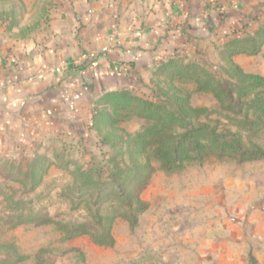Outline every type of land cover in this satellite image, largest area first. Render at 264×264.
Returning <instances> with one entry per match:
<instances>
[{
  "label": "rangeland",
  "instance_id": "rangeland-1",
  "mask_svg": "<svg viewBox=\"0 0 264 264\" xmlns=\"http://www.w3.org/2000/svg\"><path fill=\"white\" fill-rule=\"evenodd\" d=\"M57 2L0 0V15L12 14L13 24L18 19L37 24L40 17H50ZM228 11L240 19L226 32L199 39L130 93L149 102L166 101L174 111L188 95L191 106L204 109L190 127L247 134L228 118L244 115L237 113L239 106L227 110L212 91L199 90L208 81L236 87L246 74L264 79V0H241ZM238 47L250 52H234ZM140 99L119 109L120 104L104 99L103 116L81 140L0 153V258L16 251L24 258L17 264H37L39 255L44 264H264V157L240 162L211 155L167 171L150 150L141 149L138 135L153 121L139 113L156 106ZM178 131L187 128L178 125ZM251 141L264 150V128ZM244 144L250 142L244 139ZM146 155L155 171L139 193L146 208L135 217L121 214L136 206L135 196L129 206L128 187L123 195L118 188H83L87 175L122 183L127 171L139 173ZM108 215L115 241L101 245L90 233L104 231ZM75 227L81 228L73 234Z\"/></svg>",
  "mask_w": 264,
  "mask_h": 264
},
{
  "label": "crops",
  "instance_id": "crops-1",
  "mask_svg": "<svg viewBox=\"0 0 264 264\" xmlns=\"http://www.w3.org/2000/svg\"><path fill=\"white\" fill-rule=\"evenodd\" d=\"M239 6L241 0H58L37 24L0 15V153L87 137L107 93L149 82L177 53L224 33L240 19L228 10Z\"/></svg>",
  "mask_w": 264,
  "mask_h": 264
},
{
  "label": "trees",
  "instance_id": "trees-1",
  "mask_svg": "<svg viewBox=\"0 0 264 264\" xmlns=\"http://www.w3.org/2000/svg\"><path fill=\"white\" fill-rule=\"evenodd\" d=\"M236 49L234 52H250L243 47H238V49ZM252 52H257V49ZM172 59L171 57L169 61L161 65L169 64ZM203 86L204 87L199 88V90L212 91L220 104L227 110H233L235 105L239 106L237 113L244 115L240 118L235 116H229L228 118L233 126L246 130L247 134H241L229 129H225L221 133L217 131L219 126H215L211 130L209 126L208 128L203 127L206 130L190 127L189 124L191 119L194 116L197 117L201 115L204 109L191 106L188 95H186L185 101H180L179 111H174L172 105L168 106L166 101L154 103L142 100L130 93L129 89L109 92L102 98V101L104 99L114 100V104H120L119 107H116L117 109L128 107L129 100L139 101V99L141 103L147 104L149 102L153 106H156L150 113H139L141 117H148L153 122L145 127L143 132L138 135V140L141 144L142 151L147 153V150H150L151 156L159 163L161 168L167 171L172 172L180 170L188 162L196 160L203 161L211 155H216L220 158L230 157L240 162L264 157V150L262 147L251 141L252 136L256 135L261 128H264V89L259 90L261 87H264V79L259 75L246 74L243 75L242 80L236 83V87H233L230 82L213 83V81H208V83ZM235 92L238 94L237 98H235ZM248 95L251 96L246 99ZM103 114V108H98L93 117L94 124ZM188 117H190L189 121L187 120ZM111 121L115 122L113 118ZM178 125L187 128V131L184 133L179 132ZM244 139H247L250 145L244 144ZM146 157V163L139 166V173L136 174L132 171H127L126 179L120 184L117 182L119 181L118 179L108 182H99L87 175L85 181H83V188L93 186L96 188V192H103L105 188H107V190H110V188H118L121 189L120 193L123 195L128 187L131 192L127 197L129 206L133 205L132 200L134 196L136 197V206L129 211L130 213L125 211L121 214L131 219L136 216L137 212L146 208V205L140 199L139 193L146 188L151 175L155 171V167H153L150 162V156L146 155ZM144 170L149 171L143 173ZM82 174H85V172ZM99 197H102V195ZM106 218L109 220L107 228L104 231H94L90 234H92L98 244L113 245L115 241L111 233L113 217L108 215ZM80 228L81 227L73 228L71 233L76 234V231ZM82 232H89V230L83 228ZM22 260H24V258L18 256L15 251L13 257L6 256L0 258V264H17ZM251 260L253 261L254 258L251 257ZM44 261V257L39 255L37 264H44Z\"/></svg>",
  "mask_w": 264,
  "mask_h": 264
}]
</instances>
